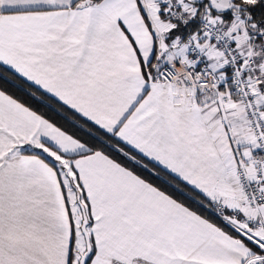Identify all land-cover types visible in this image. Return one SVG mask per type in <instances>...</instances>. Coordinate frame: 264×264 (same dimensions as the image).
<instances>
[{
	"label": "snow or ice",
	"instance_id": "6c2138e0",
	"mask_svg": "<svg viewBox=\"0 0 264 264\" xmlns=\"http://www.w3.org/2000/svg\"><path fill=\"white\" fill-rule=\"evenodd\" d=\"M0 264H264V0H0Z\"/></svg>",
	"mask_w": 264,
	"mask_h": 264
}]
</instances>
